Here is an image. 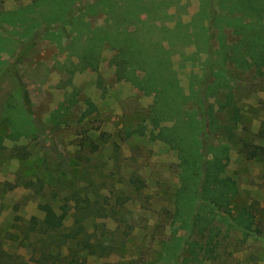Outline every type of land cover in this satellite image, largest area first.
<instances>
[{"label":"rangeland","instance_id":"374dc122","mask_svg":"<svg viewBox=\"0 0 264 264\" xmlns=\"http://www.w3.org/2000/svg\"><path fill=\"white\" fill-rule=\"evenodd\" d=\"M95 3L0 0V252L15 264H34L29 261L32 237L25 239L29 219L42 218L39 204L51 203L57 210L62 197L77 191L103 204L126 199L115 217L86 219L78 227L77 233L91 232L103 222L125 240L118 254L89 256L88 264H166L165 241L183 245L168 264H264L263 239L244 237L236 225L221 219L215 220L212 257L196 262L184 242L177 244L186 234L175 231L177 224L170 220L180 161L169 140L155 137L160 126L171 128L176 117L152 122L156 92L139 88L136 79L142 71L122 69L119 47L143 46L150 57L157 48L168 52L164 68L181 92L178 105H171L190 111L202 124L203 139L227 140V161L219 176L231 178L237 187L230 215L248 205L257 220L260 215L264 219V162L242 144L264 148V78L225 62L234 73L231 92L198 95L205 66L214 67V52L223 38L216 29L210 32L209 55L206 33L197 40L191 37L188 44L183 35L207 25L202 10L213 0L172 1L165 12L150 6L146 12L126 0ZM134 31L144 44L131 41ZM223 31L224 43L236 40L230 29ZM85 53L92 54L93 63L83 61ZM210 105L216 124L233 128L234 137L210 132L204 115ZM205 156L211 158L210 153ZM134 176L142 182L140 190L129 185ZM73 221L69 214L64 226L70 228ZM260 229L264 231V220Z\"/></svg>","mask_w":264,"mask_h":264},{"label":"trees","instance_id":"16d2710c","mask_svg":"<svg viewBox=\"0 0 264 264\" xmlns=\"http://www.w3.org/2000/svg\"><path fill=\"white\" fill-rule=\"evenodd\" d=\"M105 1L108 0H96L95 4ZM172 1L177 3L178 0H126V4L131 7L135 5V8L146 12L149 6L160 8L165 12L166 6ZM202 13L207 25L203 29L199 26V29L190 33L184 30V43H190L191 37L197 40V37L201 38L206 33L203 43L206 53L211 55L210 32L216 29L217 36L222 37L223 41L214 52L218 57L212 60L214 67L208 64L205 66L206 76L200 82L204 88L199 87L198 95H205L209 90L217 94L219 91H225V94L231 92L229 82L234 83L235 78L233 71L226 67L225 62L231 64L232 69L240 72L253 69L255 76L264 78V0H213L212 4H207L203 8ZM153 29L160 33L156 28L150 30ZM200 29L201 32H197ZM225 29H230V34L236 37L235 41L224 43L227 35L223 34ZM132 33H134V39H131L133 43L139 45L146 42L145 39L136 36L138 34H135V31ZM144 50L143 46L134 49L129 44H122L119 47L118 61L122 69L128 68L131 72L135 69L142 71V75L136 79L141 90H155L156 95L150 112L155 117L152 118L155 125H159L160 121L172 115L176 117V123L171 128L160 126L155 137L163 141L169 140L170 148L177 151L180 161L178 164L180 184L173 193L174 211L170 215V220L172 224H177L175 231L182 230L186 234L181 239H177V244L184 242L187 252L196 262L203 261L205 257H212L211 248H214L215 237L218 234L214 233L216 229L218 230L217 227L215 228L216 219L228 221L231 226L236 225L244 237L255 236L264 241V231L260 229L264 219L260 215L257 220L248 205L240 207L234 216L230 215L229 201L237 194V187L231 178L219 176L227 161L229 148L227 140L213 138L209 142L203 139L202 124L194 120V116L193 119L191 118L190 111L183 112L182 108L177 109L171 105L170 102L178 105L176 100L181 92L174 87L170 73L164 68L168 52L157 48L152 51L154 54L151 53L154 60L149 62L147 59L150 55ZM91 58L92 54L85 53L83 61L89 63V60L92 61ZM210 77L212 80L209 81ZM23 99L25 103V98ZM220 105L223 110L225 105L221 103ZM204 115L207 117L208 129L210 128L212 134L220 131L225 137L230 139L234 137L233 128L216 124L211 105L204 111ZM231 119L234 121V118ZM7 121L10 122L11 119ZM163 132H167L171 137L166 138ZM132 133L127 132V136ZM242 147L251 157L264 162L262 146L245 142ZM206 153L211 154L210 159L205 156ZM128 182L136 190L142 188V182L138 177H131ZM61 200L62 204L57 210L51 203L39 204L37 208L42 213V218L32 216L29 219L25 231L28 237L26 236L25 239L32 237L31 243L28 244L29 247H34L30 252V262L88 264L89 256L105 259L121 251L125 241L123 235H115V231L108 229L103 222H97L91 232L77 233V229L86 219L115 217L126 199L119 197L113 205L103 204L97 199L87 195L80 196L77 191H73ZM69 214L73 215L74 221L73 225L67 228L64 226V221ZM190 238L193 240L190 241ZM162 245L161 249L164 251L162 257L166 264L178 249H183V245L172 247L173 245L166 241L162 242ZM36 246L38 249L35 248ZM4 253V250H1L0 264H15ZM199 254L201 256L198 258Z\"/></svg>","mask_w":264,"mask_h":264}]
</instances>
